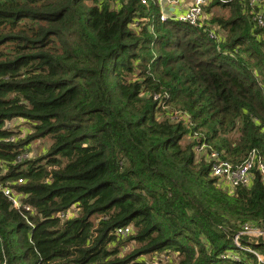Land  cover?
Wrapping results in <instances>:
<instances>
[{
	"label": "trees",
	"instance_id": "obj_1",
	"mask_svg": "<svg viewBox=\"0 0 264 264\" xmlns=\"http://www.w3.org/2000/svg\"><path fill=\"white\" fill-rule=\"evenodd\" d=\"M146 1L0 0V184L31 207L0 194V264H264L234 243L264 230L262 177L221 189L194 151L264 162L258 9L213 0L193 26Z\"/></svg>",
	"mask_w": 264,
	"mask_h": 264
},
{
	"label": "built area",
	"instance_id": "obj_2",
	"mask_svg": "<svg viewBox=\"0 0 264 264\" xmlns=\"http://www.w3.org/2000/svg\"><path fill=\"white\" fill-rule=\"evenodd\" d=\"M143 4H146V0H141ZM188 6L186 10L179 16L172 17L173 20L187 23L193 26H197L200 23L204 22L205 9L213 0H186ZM223 3H227V0H221ZM159 5L162 9L161 20L166 21L172 15L171 10L175 9L177 5L181 3V0H158ZM252 7L257 8L258 10L254 13V22H256L259 28L264 29V7H261L264 4V0H250ZM260 9V10H259ZM203 27V26H202ZM201 27V28H202ZM211 38L219 40V37L214 34V31L210 34ZM157 100L158 97H155ZM22 123V124H19ZM21 125V128L24 127L25 121L18 119L13 122H9L6 125V128L13 130L14 126ZM197 155L207 153L209 163H210V172L211 176L217 181V185L221 189L225 190H234L238 187H248L253 182V173L257 171L264 182V162L263 160L255 153H252L248 159L239 166H234L229 161L225 160L218 154L216 151L208 149L205 145L196 146L194 149ZM28 155H25L26 158ZM23 181H19V184H22ZM0 194H3L5 198L9 200L13 208L18 211L30 212L31 207L24 202L26 196H24L19 190L9 187L2 186L0 184ZM65 219V215H61ZM132 233L130 227H122L116 230V234L122 237H128ZM248 237V241L251 244H258L259 240H264V230L260 228H252L248 225H245L242 228L240 234L234 238V243L237 247H242L239 239L241 237ZM264 263V261H262ZM5 264V263H3Z\"/></svg>",
	"mask_w": 264,
	"mask_h": 264
},
{
	"label": "rangeland",
	"instance_id": "obj_3",
	"mask_svg": "<svg viewBox=\"0 0 264 264\" xmlns=\"http://www.w3.org/2000/svg\"><path fill=\"white\" fill-rule=\"evenodd\" d=\"M212 13H213V15L224 17V16H227L229 12H228V10L225 11V10H221V9H215V10H213ZM212 17L213 16L207 15V13H206L205 17H204V22L210 21L212 19ZM23 128L28 129V126L24 125ZM51 145H52V142L50 139H43V140H38V141L33 142L31 144V148L29 150L28 156L26 157L27 158L26 160H29V159L30 160L31 159L36 160L39 157L46 155V153L49 150V148L51 147ZM165 256H166V254H162L160 256V258L163 259L164 261H167V259L172 260L174 258L173 256H170V257H165Z\"/></svg>",
	"mask_w": 264,
	"mask_h": 264
},
{
	"label": "crops",
	"instance_id": "obj_4",
	"mask_svg": "<svg viewBox=\"0 0 264 264\" xmlns=\"http://www.w3.org/2000/svg\"><path fill=\"white\" fill-rule=\"evenodd\" d=\"M188 3L186 0H181V3L179 5L176 6L175 9L171 10V17H175V16H179L181 15L187 8Z\"/></svg>",
	"mask_w": 264,
	"mask_h": 264
}]
</instances>
